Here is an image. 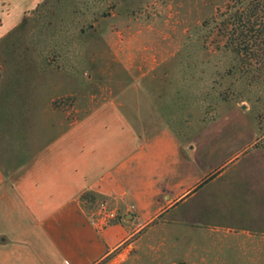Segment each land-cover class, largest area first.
Listing matches in <instances>:
<instances>
[{
  "label": "rangeland",
  "instance_id": "1",
  "mask_svg": "<svg viewBox=\"0 0 264 264\" xmlns=\"http://www.w3.org/2000/svg\"><path fill=\"white\" fill-rule=\"evenodd\" d=\"M225 4L37 0L0 36V177L109 100L141 135L171 129L199 184L221 173L179 205L192 223L157 217L98 264H264V234L252 220L264 61L247 67L202 25Z\"/></svg>",
  "mask_w": 264,
  "mask_h": 264
},
{
  "label": "crops",
  "instance_id": "2",
  "mask_svg": "<svg viewBox=\"0 0 264 264\" xmlns=\"http://www.w3.org/2000/svg\"><path fill=\"white\" fill-rule=\"evenodd\" d=\"M36 3L0 0V36ZM259 154L252 220L262 235L264 146ZM23 158L0 177V264H98L157 217L173 214L175 221L185 217L192 223L191 216L177 212L179 205L219 177L199 184L171 129L141 135L111 100L69 122ZM223 191L227 187L216 190L215 199L220 201ZM82 194L108 199L124 218L97 228L90 220L94 203Z\"/></svg>",
  "mask_w": 264,
  "mask_h": 264
},
{
  "label": "trees",
  "instance_id": "3",
  "mask_svg": "<svg viewBox=\"0 0 264 264\" xmlns=\"http://www.w3.org/2000/svg\"><path fill=\"white\" fill-rule=\"evenodd\" d=\"M225 9L203 22L216 31L222 48L255 67L264 61V0H224ZM82 194V198H89ZM88 200V199H87Z\"/></svg>",
  "mask_w": 264,
  "mask_h": 264
},
{
  "label": "built area",
  "instance_id": "4",
  "mask_svg": "<svg viewBox=\"0 0 264 264\" xmlns=\"http://www.w3.org/2000/svg\"><path fill=\"white\" fill-rule=\"evenodd\" d=\"M129 208L133 209L134 205H129ZM121 218H124V216L119 213L118 208L111 204L108 199L101 198L94 201L90 220L97 228L102 229L108 224L118 221Z\"/></svg>",
  "mask_w": 264,
  "mask_h": 264
}]
</instances>
